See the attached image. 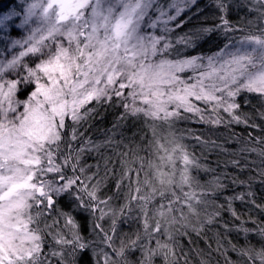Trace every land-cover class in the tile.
Listing matches in <instances>:
<instances>
[{"label": "snow or ice", "instance_id": "6c2138e0", "mask_svg": "<svg viewBox=\"0 0 264 264\" xmlns=\"http://www.w3.org/2000/svg\"><path fill=\"white\" fill-rule=\"evenodd\" d=\"M248 3L249 14L264 24V0ZM194 7L195 13L186 15ZM243 7L241 0H208L205 8L199 0H0V264H52L53 259L57 264H91V257L99 253L92 247L95 241L82 235L77 216L90 237H103L119 264H127L126 253L137 249L142 254L139 264H153L156 256L165 264H180L172 247L174 236L160 219L186 228L190 222H183L189 217L202 225L222 219L225 211L235 217L232 201L253 194L215 203L227 184L221 176L203 186L195 182L189 169L201 166L180 143L183 137L171 129L190 114L209 125L258 127L248 123L236 101L242 93L264 98V27L247 31L228 19L232 10ZM206 9L217 14L218 22L186 29L193 16ZM213 37L222 46L210 54L200 51ZM193 99L203 102L204 108ZM93 101L97 105L115 101L123 108L118 120L150 121L144 149L148 155L140 164L147 171L143 180L140 172L135 173L136 187L120 210L131 211L129 205L136 202L143 235L137 233L127 243L121 240L119 249L112 248L113 236L98 223L108 215L101 207L108 201L97 196L102 181L92 183L98 175H88L93 165L81 166L85 152L99 149L85 136L87 129L81 131L95 115ZM221 111L228 114L227 120L218 115ZM260 115L264 118V113ZM165 126L167 136L157 131ZM256 139L249 136V141ZM259 154L264 156V148ZM177 161L183 162L182 170ZM229 163L241 168L240 160ZM259 174L264 177V170ZM116 181L117 190L125 181L132 183L127 172ZM184 186L189 191H183ZM209 206L211 213L206 212ZM115 229L113 219V233ZM257 231L264 238V228ZM157 235H167L169 243H161ZM153 241L155 248L150 247ZM257 256L264 264V249ZM103 257L95 264H117L109 253Z\"/></svg>", "mask_w": 264, "mask_h": 264}, {"label": "trees", "instance_id": "16d2710c", "mask_svg": "<svg viewBox=\"0 0 264 264\" xmlns=\"http://www.w3.org/2000/svg\"><path fill=\"white\" fill-rule=\"evenodd\" d=\"M211 15L215 17L217 14L212 11ZM192 27V24L186 25V29ZM21 32L24 33V29H21ZM217 42L215 37H213L212 41L203 44L199 50L209 54V51L215 48ZM29 63L31 62L29 61ZM236 101L241 106L240 112L249 117L248 123H254L258 127L252 128L246 124L235 123L219 126L209 125L200 121L195 114H190L189 119L178 122V127L186 137L193 158L201 166L194 169L193 176L196 181L205 183L212 181L216 176H221L225 184H227V188L222 195L216 197L220 204L225 203V197L230 198L240 194L237 190V187L242 185L240 181H244V185L252 186L251 189L246 190L244 193L248 191L253 194L244 203L239 199L232 201L235 217L230 212L225 211L222 213L223 218L217 219L216 226L201 224L195 234L186 232L187 235H181L179 233L180 248L177 254L187 255L188 264H201L202 261H204V264H219L220 260H224V258L232 261L235 260L236 255H240V252H245L241 247L252 248L251 253L246 255V262L241 264H252L255 261H259L260 258L257 253L263 249L255 248L253 245L260 247L264 239L257 231L259 228H264V177L259 174L261 170H264V156L259 154V150L264 148V144L260 143L261 140H264V118L260 115L264 113V98L257 94L242 93L236 98ZM245 101L248 103L245 104ZM193 103L200 108H204L203 102H197L193 99ZM218 115L224 120L228 119V114L223 111L219 112ZM106 117L110 120L109 124L106 123L107 119H95L90 122V129L93 133L98 134L107 130L108 135L113 132L119 133L118 138L128 136L132 146L139 144V125L141 123L138 118L132 120L130 117L128 121H125L113 119L110 114H106ZM116 123L120 126L119 130L113 127ZM135 130H138L135 133L136 136L133 135ZM250 135L257 139L249 141ZM195 137H200L204 141H213L222 147L217 148L213 144H201ZM253 147L257 148L256 152H241L243 148ZM225 149L227 153L233 154H226ZM104 151L106 150L102 146L98 150L101 154ZM113 152L118 155L115 147ZM82 159L95 161L96 159L98 160V157L95 158L88 154ZM232 160H240L241 168L237 169L229 163ZM111 165L112 161L109 160L104 166V170L107 171L106 169H109ZM207 169H211V171ZM225 176L227 177L226 179ZM233 179L236 180V183L231 182ZM179 194V190H177V195ZM203 218L201 217V219ZM192 220L199 222L194 217H192ZM226 223L228 225L227 228L224 227ZM242 229H248L250 233L247 232L245 236L242 233L244 232ZM108 234L110 235V233ZM100 240L103 241L102 236ZM219 248L222 250L221 252L217 251ZM134 264H138V262ZM153 264H165V261L164 263L158 261ZM180 264H184V262L180 261Z\"/></svg>", "mask_w": 264, "mask_h": 264}, {"label": "rangeland", "instance_id": "374dc122", "mask_svg": "<svg viewBox=\"0 0 264 264\" xmlns=\"http://www.w3.org/2000/svg\"><path fill=\"white\" fill-rule=\"evenodd\" d=\"M18 2L19 0H14V3H18ZM241 2L244 4V7L232 10L228 16V19L233 24H237L239 27L244 28L247 31H254L255 28L258 26L264 27V24L259 23L257 16L255 14H249L248 9L251 8L252 5L248 3V0H241ZM207 3H208V0H199V6L201 8H205V5ZM195 11L196 9L194 7L192 9V12L186 13V15H192L193 13H195ZM211 13H212L211 9H206V11L202 13L200 16H193V19L187 25L192 24L194 27L200 24L209 25V24H213L214 22H218V21H214V17L211 15ZM250 21L251 23H249ZM242 34L243 33H236L237 36L242 35ZM218 44H220L219 41L215 45V48L209 51V54L217 50ZM220 46H222V44H220ZM125 94H127V90H125ZM20 98L23 99L24 97L21 96ZM90 107L95 108L96 110L95 115L88 119L87 123H85L83 128H81V131H84L85 129H87V131H85V136L90 138L96 145H99V148L101 146L104 147L106 151L102 152V154L98 152L99 149L93 150L91 152H85L82 158L85 155L91 154L95 158L98 157V160L96 159L95 161H91L87 159L84 160L81 158V166L93 165V167L95 168L93 170V167H92V169L88 172V175H92L93 173H98V175L95 177L92 183H95L96 180L102 181L103 186L98 190L97 196L99 199L108 201L107 206L101 205L104 212L107 213L108 215H106L102 220L98 221V223L106 232L110 233V235L113 236L112 248L119 249L121 240L127 243L129 239L135 240L137 233H139L140 235H143L142 223L139 220L140 213L135 206L136 202L132 201L131 204L129 205L130 208L132 209L131 211H126V213H121L120 210L124 206V204L128 202L130 191L134 190L136 187L137 177L135 173L140 172L141 173L140 180H143V172L147 171V169H141L140 164L144 163V160L142 158H145L148 155L144 149L147 147V141L150 139V136L147 135V133L149 132L150 122L146 123L145 122L146 118H138V121L141 123V125H139L140 127L139 144L137 146H132L129 142L128 136H125L123 138H118L119 133L113 132L111 135H108L107 130H105L102 133L95 134L90 129V125H89L90 122L94 121L95 119H98V120L107 119L106 123L109 124L110 120L109 118L106 117V114H110L113 119L117 120L120 114L123 112V108L118 107L115 101L112 102L111 104L101 103L100 105H97L96 102L93 101ZM129 118L130 117L125 119V121L126 120L128 121ZM131 119L134 120V118L132 117ZM178 122L175 124L174 128L171 129V131L175 133L177 137H183L180 143H182L185 146L187 153L190 154V159H192L193 156L190 152L186 137L182 133V131L179 129ZM113 127L117 128L118 130L120 128L118 123L114 124ZM137 131L138 130H135L133 132V135H135ZM157 131L167 136L169 129L166 126L158 127ZM114 147L117 150V153L119 156L114 154L113 152ZM109 150H111V152H109ZM152 159L154 160V157H152ZM109 160L112 161V165L109 169H106L107 171H105L104 166L108 163ZM96 166H98V168ZM183 167H184L183 162L177 161V169L182 170ZM194 169L195 167L189 169V175L192 178H194L193 176ZM164 170L167 171V169H164ZM106 172L108 173L107 177L105 176ZM125 172H127L128 175L131 176L132 183L131 185H129V182L125 181L123 184H121L120 189L117 190V188L115 187L116 182H117L116 178L123 175ZM178 175H179V172L177 173V176ZM195 182H198L200 185L203 186V185L209 184L211 181L200 183L199 181L195 180ZM193 188L195 189V183L193 184ZM251 188H252L251 185L242 184L241 186L237 187V190L240 193H244L246 190L251 189ZM195 190L200 191V189H195ZM183 191L187 192L189 191V188L187 186H184ZM157 199L159 198L157 197ZM209 199L211 200L212 197H210ZM247 199H249V197L246 196L245 200ZM245 200H243V203L245 202ZM162 203H166V201H162ZM215 203L220 204L217 198H215ZM152 208H153V205H149V216L150 217L153 215ZM213 210L214 209L211 206H209L207 207L206 212L211 213ZM113 213H115V217L113 216ZM97 215H99L98 212H97ZM201 217H204L203 212L201 214ZM156 218L160 219L159 217H156ZM76 219L81 222L82 235L95 241L92 247L96 250V253H99V255H94L91 257L92 264H95L97 260L102 261L104 258L103 253L105 252L109 253L110 258L112 260H116L117 264H119V258L116 257L115 255H112L111 249L108 248L104 243H102V241L100 240L101 236L99 237L91 236L90 237L88 230L84 229L83 227L84 222L81 219V217L77 216ZM113 219H115V222H116L115 233H113L111 230ZM252 220H253V217H252ZM189 222H190V226L184 228V227H181L180 223H177L174 226H171V225H167L163 219H160V223L162 227H168V230L172 232L174 236V243L172 244V247L176 250L177 253L180 248V243L178 241L179 233L188 232V233L195 234L197 232V229L201 227V223L194 222L192 220V217H189L188 221L183 222V223H189ZM48 223H51V220H49ZM90 223L91 222L89 221V225ZM149 223L151 224L152 221L150 220ZM210 225L216 226V222ZM193 227L196 229L195 231H193ZM242 233L246 236V233L244 232ZM65 235L67 236V233H65ZM156 239L160 240L161 243H169L167 235H157ZM140 243H144V241H140ZM261 244L262 245L260 247H256L255 245L253 246L255 248L264 249V239L262 240ZM150 247L152 248L156 247L155 241H153L150 244ZM44 248H45V251H48L49 245L45 244ZM241 248L247 253H251L252 251L251 247H241ZM217 251L221 252L222 250L219 248V250L217 249ZM179 256H180V261H183V262L185 260L188 261L187 255L179 254ZM244 257H245V260H244ZM125 258L127 260V264H134L135 262H138L139 264V261L142 259V254L140 250L137 249L131 252H127ZM158 261L164 263L165 260L161 256H156L153 258V263L158 262ZM243 262H246V255L240 252V255L235 256V260L229 261L226 258H224V260H220L219 264H241ZM52 264H57V261L53 259ZM69 264H71V261H69ZM252 264H261V261L259 259V261H255Z\"/></svg>", "mask_w": 264, "mask_h": 264}]
</instances>
